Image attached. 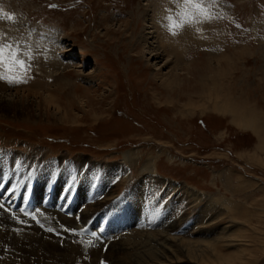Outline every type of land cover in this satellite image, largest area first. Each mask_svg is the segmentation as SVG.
<instances>
[{
  "label": "rangeland",
  "instance_id": "obj_1",
  "mask_svg": "<svg viewBox=\"0 0 264 264\" xmlns=\"http://www.w3.org/2000/svg\"><path fill=\"white\" fill-rule=\"evenodd\" d=\"M173 6L0 0L16 17L0 31L32 49L27 81H0L17 101L0 105V198L42 221L0 225V264H264V0H217L171 89L158 77L175 64L140 45Z\"/></svg>",
  "mask_w": 264,
  "mask_h": 264
},
{
  "label": "bare ground",
  "instance_id": "obj_2",
  "mask_svg": "<svg viewBox=\"0 0 264 264\" xmlns=\"http://www.w3.org/2000/svg\"><path fill=\"white\" fill-rule=\"evenodd\" d=\"M174 7V6H173ZM166 9H173V10H175V8H162V11H160V12H156V15H153V18H152V21H150L151 22V27H148L147 29L149 30V32L147 33V34H145L144 36H142L141 38H142V44L140 45V46H142L143 47V49L144 50H148L149 52H150V54H151V59L152 60H156V61H158L159 59H161L163 56H165V57H167V61H166V63L163 65V67H162V69H167L168 67H172V64H175L174 65V67H173V69L170 71V72H168V73H160V75H159V80L161 81V86H164V87H166V88H171V89H174L175 87H177L178 85V81H179V78H180V75H179V68H177V67H180L181 65H185V63H184V60H185V57L187 56V53H186V51H183V50H181V48H182V46H184V44L185 45H187L188 43H192V42H194V41H196L197 40V38H198V36L196 35V33L198 32H196L195 33V31H194V29H193V27H188V28H184L183 30H182V32L181 33H179L178 35H175V36H173V35H171V33L167 30V28H164L163 29V27L161 28V26H158V22L160 23H162V20L161 19H163L164 20V17L166 16V15H168V12L166 11ZM158 10V9H157ZM165 21V20H164ZM162 29H163V32H162ZM201 32V31H200ZM162 34V35H161ZM157 35H158V37H159V41L157 40L158 38H157ZM159 42V43H158ZM168 43L170 44V45H168ZM172 43H177L178 44V46H174V45H172ZM195 43V42H194ZM196 44V43H195ZM166 45H168V46H173L172 47V49L173 48H178L180 51H178L177 53H176V55L174 54V53H172L171 55L170 54H168V51L167 50H171L170 48L169 49H167L166 50V48H164ZM190 47V46H189ZM163 48H164V50H163ZM171 51H173V50H171ZM188 51V50H187ZM148 52V53H149ZM147 53V52H146ZM172 55H173V57H172ZM173 58V59H172ZM187 58V57H186ZM260 58V57H259ZM52 59V58H51ZM54 60V59H53ZM50 62V61H49ZM183 63V64H182ZM54 68V67H53ZM188 68V67H187ZM160 69V68H159ZM158 69V70H159ZM164 69V70H165ZM165 89V88H164ZM1 92V91H0ZM37 95V94H36ZM27 96H29V95H27ZM38 98V97H37ZM44 99V102L45 103H48V104H50L52 101H53V98L52 97H49V98H43ZM38 100V99H37ZM15 101L16 100H10V99H7V97L6 96H2V93L0 94V105H7V107L9 108V107H11V106H13V104L14 105H16L15 104ZM17 102V101H16ZM43 102V101H42ZM54 102V101H53ZM44 103V104H45ZM47 104V105H48ZM53 106V105H52ZM202 105H200L197 109H194V110H191L192 111V115L193 114H195L196 113V110H201V108L204 110L205 108L204 107H201ZM17 107V109H18V106H16ZM20 107V106H19ZM10 109V108H9ZM48 109V108H47ZM21 112V111H20ZM187 113V112H186ZM64 120V119H63ZM247 125L249 126V127H252L255 131H256V133L257 132H260L259 131V129H258V126H255L254 124H252V123H250V122H248L247 123ZM252 125V126H251ZM260 130H264V126H261L260 125ZM259 137L261 138L262 136L260 135V133H259ZM155 161V160H154ZM115 174V173H114ZM111 175V174H110ZM111 177H113V176H111ZM114 178V177H113ZM106 180V179H105ZM114 180V179H113ZM138 183V182H137ZM110 186V185H109ZM152 197V196H151ZM0 203H2V204H4L5 205V207L6 208H8V209H10V212H4V211H2V210H0V225L1 226H4V227H7V226H11V225H13V224H16L17 223V219H14L13 218V216H15V217H18L20 220H23L24 221V223L23 224H21V227H23V228H26L27 226H26V224L28 223V222H30V220H33L34 222H36V223H38V224H40V222H42V221H39V216L38 215H36V213H33V212H31V211H29L28 213H29V215H23V216H20L19 214L21 213L20 211H21V209L22 208H19L18 207V203H17V201L15 200V199H1L0 198ZM178 208V207H177ZM17 209V210H16ZM89 209V208H88ZM87 210V209H86ZM23 213L25 212V211H22ZM27 212V211H26ZM91 212V211H90ZM96 213V212H95ZM31 216H35L36 217V219L34 220V219H31L30 217ZM22 217V218H21ZM44 218H47V217H44ZM48 219V218H47ZM85 220V219H84ZM37 221H39V222H37ZM80 223V222H79ZM43 224L46 226V221H43ZM45 226H43V227H45ZM53 226H55V227H60L61 225H59V224H57V223H55V224H53ZM74 229L77 231V232H80L83 228L82 227H80L79 225H75L74 226ZM230 229V228H229ZM56 230V232H57V229H55ZM162 234V233H161ZM239 234H241V232L239 233ZM139 235V234H138ZM164 235V234H163ZM168 235V234H167ZM156 236H158V235H156ZM161 235H159V237H160ZM165 236V235H164ZM171 236V235H170ZM173 236V235H172ZM241 236V235H240ZM130 239V238H129ZM136 239V238H135ZM156 239V238H155ZM160 239V238H159ZM175 239H177L176 237H175ZM201 239V238H200ZM137 240H139V239H137ZM178 240V239H177ZM130 241H131V239H130ZM141 241V240H140ZM154 241H156V240H154ZM174 241H176V240H174L173 238H171V237H169V236H165V240L162 242V243H164V244H161L162 245V247H163V249H166L167 251H172V249L170 250L167 246L168 245H170L172 242H174ZM187 241V240H186ZM192 241V240H191ZM190 240H189V244H184V242H182V244H181V250L185 253L186 251V254H187V256L188 257H194L195 258V254H197L198 252V255L199 256H204V255H206V249H208L207 247H208V244H206V242L204 243V244H202L201 242H200V244L198 243V245H196L195 246V243L193 242V244H194V246H195V248H193V247H191V246H193V245H191L190 246V244H192V242H191ZM139 242V241H138ZM157 242V241H156ZM169 242H171V243H169ZM188 242V241H187ZM121 243H123V242H121ZM126 243H128V242H126ZM158 243V242H157ZM179 243V242H178ZM211 243V242H210ZM218 243H219V241H218ZM241 243V242H240ZM173 244V243H172ZM39 245V244H38ZM136 245V244H135ZM138 245V244H137ZM142 245V244H141ZM175 245H178V244H175ZM179 245H180V243H179ZM215 245V244H214ZM219 245V244H218ZM238 245V244H237ZM36 246V245H35ZM131 246V245H130ZM149 246V245H148ZM157 246H159L158 244H157ZM174 246V245H173ZM138 247V246H137ZM141 247V246H140ZM171 247V246H170ZM175 247H177V246H175ZM120 248V247H119ZM135 248V247H134ZM161 248V247H160ZM217 248V247H216ZM215 248V249H216ZM116 249V248H115ZM114 249V250H115ZM123 249V248H122ZM133 249V248H132ZM139 249V248H138ZM174 249V248H173ZM191 249L193 250V252H191ZM51 250V249H50ZM113 250V249H112ZM128 250V249H127ZM209 250H211V249H209ZM15 249H12V248H10V252L9 253H15ZM48 251V250H47ZM51 251H54V250H51ZM116 251V250H115ZM149 251V250H148ZM174 251V250H173ZM215 251V250H214ZM118 252V251H117ZM116 252V253H117ZM130 251L128 250V253H129ZM141 252V251H140ZM154 252V251H153ZM151 253V255L152 254H154V253ZM176 252V251H175ZM221 252V251H220ZM149 253V252H148ZM162 253H164V251L162 252ZM166 253V252H165ZM177 253V252H176ZM214 254H215V252H213ZM213 253H211V254H213ZM47 254V253H46ZM57 254V253H56ZM139 254V253H138ZM174 254V253H173ZM221 254V253H220ZM32 255V254H31ZM48 255H50V253L48 254ZM64 255V254H63ZM95 255V254H94ZM143 255H144V253H143ZM146 255V254H145ZM185 255V254H184ZM183 255V256H184ZM218 255V254H217ZM42 256V255H41ZM57 256V255H56ZM170 256V255H169ZM168 256V257H169ZM66 257V256H65ZM95 257V256H94ZM139 257H140V255H139ZM138 257V258H139ZM171 257V256H170ZM169 257V258H170ZM174 257H175V254H174ZM214 257V256H213ZM37 258V257H36ZM41 258V257H40ZM66 258H68V257H66ZM66 258H64V259H66ZM143 258V257H142ZM152 258V257H151ZM180 258V257H179ZM185 258V257H184ZM184 258H182L183 260H184ZM194 258H192V259H194ZM215 259H216V256L214 257ZM51 259V258H50ZM96 259V258H95ZM94 259V260H95ZM182 259H181V261H182ZM204 259V258H203ZM68 260V259H67ZM93 260V261H94ZM140 260H141V258H140ZM149 260V259H148ZM168 260V259H167ZM25 261V260H24ZM53 261V260H52ZM68 261H70V259L68 260ZM151 261V260H150ZM160 261V260H159ZM12 262V261H11ZM149 262V261H148ZM164 262V261H163ZM182 262H184V261H182ZM185 262H186V259H185ZM194 262V261H193ZM198 262H199V260H198ZM68 263V262H67ZM96 263V262H95ZM152 263H154V262H152ZM168 263V262H167ZM197 263V262H196ZM204 263V262H203ZM27 264H29V263H27ZM141 264V263H140ZM149 264V263H148ZM156 264H161V263H156ZM177 264V263H176ZM179 264H180V262H179ZM189 264V263H188ZM198 264V263H197ZM202 264V263H201Z\"/></svg>",
  "mask_w": 264,
  "mask_h": 264
},
{
  "label": "snow or ice",
  "instance_id": "obj_3",
  "mask_svg": "<svg viewBox=\"0 0 264 264\" xmlns=\"http://www.w3.org/2000/svg\"><path fill=\"white\" fill-rule=\"evenodd\" d=\"M175 6V10L166 9L168 15L164 17L167 22L164 26L171 33V35H178L181 30L187 27H195L205 21H210L214 18L212 9L216 7L217 0H170ZM0 20H6L11 23L16 22V17L13 14L3 12L0 15ZM199 31V29H196ZM22 38H9L6 33L0 31V81L9 84H20L27 81L28 73L31 65L28 63L32 59L31 45L21 47ZM25 57L27 59H25ZM0 210L10 212L4 204L0 203ZM21 211H24L21 209ZM24 215H29L26 211ZM18 223L23 224L24 221L18 217ZM31 219H36L31 216ZM39 222V221H37ZM48 231H53L49 228ZM65 232H70L73 235L80 236L86 233V229L77 232L75 229L64 228Z\"/></svg>",
  "mask_w": 264,
  "mask_h": 264
}]
</instances>
